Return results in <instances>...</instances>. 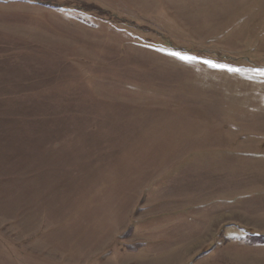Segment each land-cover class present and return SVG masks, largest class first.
I'll return each mask as SVG.
<instances>
[{
  "label": "rangeland",
  "instance_id": "1",
  "mask_svg": "<svg viewBox=\"0 0 264 264\" xmlns=\"http://www.w3.org/2000/svg\"><path fill=\"white\" fill-rule=\"evenodd\" d=\"M258 70L264 0H0V264H264Z\"/></svg>",
  "mask_w": 264,
  "mask_h": 264
},
{
  "label": "snow or ice",
  "instance_id": "2",
  "mask_svg": "<svg viewBox=\"0 0 264 264\" xmlns=\"http://www.w3.org/2000/svg\"><path fill=\"white\" fill-rule=\"evenodd\" d=\"M181 59H185V60H190V59H194L192 57H181ZM206 63H211L206 61ZM211 66L216 67V65L212 64ZM233 71H236L235 69H232ZM260 72V75L264 76V70H258Z\"/></svg>",
  "mask_w": 264,
  "mask_h": 264
},
{
  "label": "trees",
  "instance_id": "3",
  "mask_svg": "<svg viewBox=\"0 0 264 264\" xmlns=\"http://www.w3.org/2000/svg\"><path fill=\"white\" fill-rule=\"evenodd\" d=\"M260 237V236H259ZM264 243V241H262Z\"/></svg>",
  "mask_w": 264,
  "mask_h": 264
}]
</instances>
